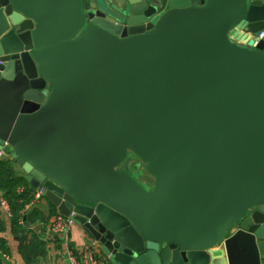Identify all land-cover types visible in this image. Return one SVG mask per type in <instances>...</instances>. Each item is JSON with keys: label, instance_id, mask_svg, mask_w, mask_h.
Returning <instances> with one entry per match:
<instances>
[{"label": "water", "instance_id": "1", "mask_svg": "<svg viewBox=\"0 0 264 264\" xmlns=\"http://www.w3.org/2000/svg\"><path fill=\"white\" fill-rule=\"evenodd\" d=\"M263 30L264 0H0V151L111 264H264Z\"/></svg>", "mask_w": 264, "mask_h": 264}, {"label": "crops", "instance_id": "2", "mask_svg": "<svg viewBox=\"0 0 264 264\" xmlns=\"http://www.w3.org/2000/svg\"><path fill=\"white\" fill-rule=\"evenodd\" d=\"M11 153L13 156H9V154L6 153L2 159L14 157L16 160L14 153L12 151L10 154ZM16 169L22 175H25L21 167L18 166V163ZM0 198L3 203L0 207V217L4 220V230L0 232V238L6 240L7 248L9 250L8 255L10 257L8 261L0 257L3 264H27L20 252V244L24 234L30 238L33 235L39 236L46 244V256L40 258L36 264H74L75 260H81L82 252L89 248L95 250V252L100 253L104 257V254L100 252L99 245L94 243L77 223L73 226L69 234V239L63 235H54L49 232L50 226L60 215L57 208H55L57 214H52L53 205L47 199L40 200L35 207L24 212L25 218L22 221L23 228L19 233L14 232L11 224L9 206L4 205L5 200L2 198L1 194ZM34 211H38L42 217L48 218L49 220L45 221L42 217L32 219L30 216ZM237 231L236 228L233 229V233H236ZM245 263L251 264L255 262L253 259L249 258V260H245Z\"/></svg>", "mask_w": 264, "mask_h": 264}, {"label": "trees", "instance_id": "3", "mask_svg": "<svg viewBox=\"0 0 264 264\" xmlns=\"http://www.w3.org/2000/svg\"><path fill=\"white\" fill-rule=\"evenodd\" d=\"M11 154L9 153V156H13ZM12 158L0 159V194L9 206L12 229L14 232L19 233L23 228L24 209L33 202L35 197L25 175H22L16 169L17 160L14 157ZM52 214H57L54 206H52ZM30 217L37 219V217L42 216L38 211H34ZM42 219L49 220L45 217H42ZM3 230L4 220L0 217V232ZM0 250L5 254H9L6 240L3 238H0ZM20 252L27 264H36L40 258L46 256V244L39 236L33 235L30 238L24 234L20 244ZM0 264H3L1 259Z\"/></svg>", "mask_w": 264, "mask_h": 264}, {"label": "built area", "instance_id": "4", "mask_svg": "<svg viewBox=\"0 0 264 264\" xmlns=\"http://www.w3.org/2000/svg\"><path fill=\"white\" fill-rule=\"evenodd\" d=\"M252 38L255 41L254 47H257L259 43L264 40V30L257 36H252ZM4 151H0V158L2 159L5 156ZM46 194V188L43 186L40 187L37 192H34V197L35 199L33 200L32 203L26 206L24 209V212H27L28 210L32 209L39 203L40 200L46 199L45 197ZM3 204V203H2ZM4 205L8 206L6 202H4ZM75 215L72 214L71 217L66 218L63 216H58L56 220L53 222V224L50 226L49 232H51L54 235H63L67 239L70 237V232L73 228V226L76 224L74 221ZM0 257L6 261L10 259L8 254L3 253L0 250ZM74 264H111L109 259L106 256H102L100 253L95 252L93 249H87L84 252H82V258L81 260H75Z\"/></svg>", "mask_w": 264, "mask_h": 264}, {"label": "flooded vegetation", "instance_id": "5", "mask_svg": "<svg viewBox=\"0 0 264 264\" xmlns=\"http://www.w3.org/2000/svg\"><path fill=\"white\" fill-rule=\"evenodd\" d=\"M129 160H130V169L131 171L134 169V171L132 172L133 175L135 176H139L138 177V180L139 182L147 189H151L148 185V181H152V179L154 178L152 175H149L147 172H143L144 170L141 169V168H138L140 167L139 164H142L144 162H142V160L138 157V156H135L132 152L129 153ZM139 163V164H138ZM146 165V164H145Z\"/></svg>", "mask_w": 264, "mask_h": 264}, {"label": "rangeland", "instance_id": "6", "mask_svg": "<svg viewBox=\"0 0 264 264\" xmlns=\"http://www.w3.org/2000/svg\"><path fill=\"white\" fill-rule=\"evenodd\" d=\"M143 162V161H142ZM139 164V163H138ZM140 165V167H138V168H141V169H143L144 171L143 172H147V167H146V165H145V162L144 163H142V164H139ZM132 171H134V169L132 170ZM148 173V172H147ZM139 176L137 175V178H138ZM154 177V176H153ZM150 183V184H149ZM148 186L150 187V188H153L154 186H155V184H156V178L154 177L153 179H152V181H148Z\"/></svg>", "mask_w": 264, "mask_h": 264}]
</instances>
